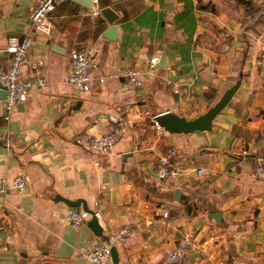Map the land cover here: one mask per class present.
<instances>
[{"label": "crops", "instance_id": "obj_1", "mask_svg": "<svg viewBox=\"0 0 264 264\" xmlns=\"http://www.w3.org/2000/svg\"><path fill=\"white\" fill-rule=\"evenodd\" d=\"M37 1L0 0V71L10 61L6 38L28 34L26 61L41 64H26L24 74L43 78L9 119L0 87V176L26 179L23 190L0 192V264H90L85 252L120 227L131 233L114 245L115 264H156L183 235L192 239L185 264H264V180L252 176L264 158V69L254 63L264 0H61L47 34L31 26ZM90 45L99 47L96 66L79 91L66 84L69 54ZM154 55L166 66H150ZM128 67L142 72L140 85L122 75ZM237 79L209 129H155V114L192 119ZM117 125L124 133L109 152L81 145ZM167 146L182 169L173 182L155 172ZM55 195L81 199L87 210ZM69 210L88 216L69 222Z\"/></svg>", "mask_w": 264, "mask_h": 264}, {"label": "built area", "instance_id": "obj_2", "mask_svg": "<svg viewBox=\"0 0 264 264\" xmlns=\"http://www.w3.org/2000/svg\"><path fill=\"white\" fill-rule=\"evenodd\" d=\"M61 0H38L32 7L29 18L34 30L49 33L52 29L50 12ZM96 2V0H92ZM95 13L98 8H94ZM32 44L30 35L22 36L10 35L6 38L5 49L10 54V61L5 70L0 71V84L4 86L6 95L3 99V117L9 119L15 105L24 100L29 91L35 85L43 83L40 75L27 76L24 74V66L27 64L33 71H38L41 61H26V54ZM98 45H90L86 48L73 50L69 54V70L66 76V84L69 87L76 88L79 91H87L91 86V72L96 66L95 54ZM158 56L149 58L148 63L154 66ZM254 63L257 67L264 69V42L259 46ZM122 75L131 85H140L142 81V72L137 67H128L124 69ZM103 77L99 78L102 81ZM154 127L158 132L163 130L162 126L154 120ZM124 126L117 125L103 133L88 135L83 138L81 145L93 153L109 152L116 141L123 135ZM177 151L174 147L167 146L159 153L156 159L155 172L160 180L166 182L176 181L182 174V169L176 164ZM197 175L202 173V168L194 169ZM252 176L256 179L264 180V158L257 157L252 167ZM26 186V179L21 174H16L11 178L0 176V192L9 189L23 190ZM88 216L86 211L75 214L73 210L68 211L69 222L85 219ZM131 233L129 227H120L117 231L108 236L96 240L93 245L85 252V258L90 264H110L111 248L119 242H122ZM192 245V239L188 235L181 236L174 246L165 249L164 257L156 264H185L186 250ZM3 245L0 242V253Z\"/></svg>", "mask_w": 264, "mask_h": 264}, {"label": "water", "instance_id": "obj_3", "mask_svg": "<svg viewBox=\"0 0 264 264\" xmlns=\"http://www.w3.org/2000/svg\"><path fill=\"white\" fill-rule=\"evenodd\" d=\"M76 1L82 3V5H84L86 7L92 6L91 0H76ZM100 13L104 16V18L109 23L112 22L116 18L115 13L112 11V9L110 7L101 8ZM114 28H115L114 25H110V27L107 30H111ZM103 35L106 37H109L110 39H114V37H112L110 35H106L105 31L103 32ZM162 60H163V58L161 57L159 59V61H157L156 66L165 67L166 64ZM239 83H240V79H237L231 86H229L228 88L225 89V91L222 93V95L219 97V99L213 105H211L204 113L199 114L198 116H196L192 119H186L182 116H179V115L167 110V111L155 114L154 120L157 122V124L162 126V128L168 132L187 133V132H191L193 130L209 129L211 126V121H212L213 117L230 100L232 95L237 90ZM0 87L2 88V95L5 98V95H6L5 88L1 84H0ZM54 199L55 200H62L67 205H70V206H75V205L82 203L83 208L86 209L85 204L81 199L71 200V199H67L65 197H62L60 195H55ZM88 212H90L92 214V217L90 219V223H91L90 225L95 229V231L97 233H99L100 227H96L95 215L90 210ZM211 216L214 218H217L215 213H212ZM111 261L113 264H115L117 262V256H116V251H115L114 246L111 248Z\"/></svg>", "mask_w": 264, "mask_h": 264}]
</instances>
